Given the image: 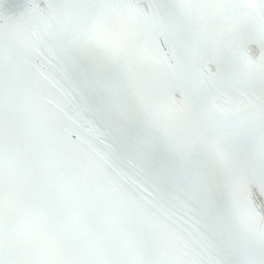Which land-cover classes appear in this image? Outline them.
<instances>
[{"label":"snow or ice","instance_id":"6c2138e0","mask_svg":"<svg viewBox=\"0 0 264 264\" xmlns=\"http://www.w3.org/2000/svg\"><path fill=\"white\" fill-rule=\"evenodd\" d=\"M0 264H264V0H0Z\"/></svg>","mask_w":264,"mask_h":264}]
</instances>
